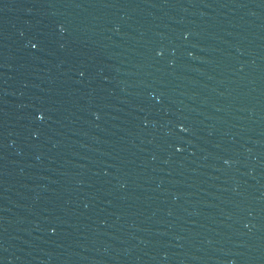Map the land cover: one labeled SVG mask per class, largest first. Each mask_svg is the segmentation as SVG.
<instances>
[{"label":"water","instance_id":"water-1","mask_svg":"<svg viewBox=\"0 0 264 264\" xmlns=\"http://www.w3.org/2000/svg\"><path fill=\"white\" fill-rule=\"evenodd\" d=\"M0 264H264V0H0Z\"/></svg>","mask_w":264,"mask_h":264},{"label":"snow or ice","instance_id":"snow-or-ice-1","mask_svg":"<svg viewBox=\"0 0 264 264\" xmlns=\"http://www.w3.org/2000/svg\"><path fill=\"white\" fill-rule=\"evenodd\" d=\"M32 47H33V48H35V47H36V45H35V44H33V45H32ZM39 118H40V119H42L43 117H39Z\"/></svg>","mask_w":264,"mask_h":264}]
</instances>
